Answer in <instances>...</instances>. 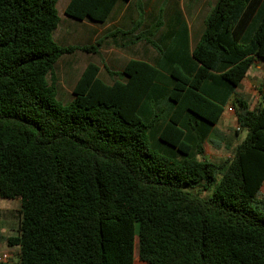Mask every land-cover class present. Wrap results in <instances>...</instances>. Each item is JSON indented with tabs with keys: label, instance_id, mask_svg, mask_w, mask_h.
I'll return each instance as SVG.
<instances>
[{
	"label": "trees",
	"instance_id": "16d2710c",
	"mask_svg": "<svg viewBox=\"0 0 264 264\" xmlns=\"http://www.w3.org/2000/svg\"><path fill=\"white\" fill-rule=\"evenodd\" d=\"M118 1L71 0L65 14L105 22ZM58 2L0 0V197L21 200L7 238L19 264H264V102L238 91L264 61V0H217L192 49L156 44L160 18L61 46ZM118 35L163 65L106 66L108 84L89 62L59 102L58 60ZM229 101L245 137L230 158L199 159Z\"/></svg>",
	"mask_w": 264,
	"mask_h": 264
},
{
	"label": "crops",
	"instance_id": "0c3cea01",
	"mask_svg": "<svg viewBox=\"0 0 264 264\" xmlns=\"http://www.w3.org/2000/svg\"><path fill=\"white\" fill-rule=\"evenodd\" d=\"M70 1L71 0H67L65 9ZM216 1L217 0H120L115 5L107 21L96 22L88 19L80 20L83 24L80 26L78 25L79 27L77 26V28L72 27V23L74 24V22H71L69 23L71 25L66 27V31L73 28L79 31L81 28H84L81 31L86 35L90 34L91 41L94 43L110 32L118 29L125 31L131 30L138 24L141 26L135 34L145 32L156 24L160 18L162 20V26L154 37L156 44H167L166 46L171 44H190L192 49L201 38L205 29V19ZM140 4L142 9L140 8ZM129 40V36L127 37L123 35L107 38L105 40L100 52L103 51L104 47H108L106 51L109 52V56L106 64H109L108 67L111 70H123L130 60L146 61L152 64L163 65V60L157 50L145 39L135 40L134 42ZM116 44L126 45L122 47ZM89 62H94L99 65V62L97 61ZM261 62L264 65V61H257L252 66L238 89L239 93L246 96L247 99L248 94L244 92L243 86L248 83L249 75L253 73L255 67H261L259 64L257 65V63ZM85 67L81 69L77 78L74 79L72 85L73 88ZM102 71L103 68L100 66V77L106 83L113 84L116 77L113 78L107 71L109 77L107 80L101 76ZM258 80V83L257 80H253V83H251L248 88L251 90V93L249 94L252 96L251 99L248 100L250 101L253 100L252 98H255L254 105L259 101L264 102V86L262 85V78L259 77ZM259 89L262 90V93ZM218 97L220 99L224 98L222 93H220ZM250 103L253 107L254 105L252 102ZM230 107L233 108V111H229ZM238 128L235 108L229 101L224 107V111L218 122L214 125L212 131L204 142L203 154L199 155L198 158L204 160V156L206 155L210 158L211 162H213L214 159L221 162L230 158L235 148L232 149L228 146L227 138L229 135H239L241 132H237ZM228 150H230L232 154H226V151ZM261 190L264 193V185ZM20 209V198L0 197V246H6L4 254L9 256L8 260L2 264H19L20 262L19 246H10L7 242L8 237L17 235ZM135 264L144 263L137 261Z\"/></svg>",
	"mask_w": 264,
	"mask_h": 264
},
{
	"label": "rangeland",
	"instance_id": "374dc122",
	"mask_svg": "<svg viewBox=\"0 0 264 264\" xmlns=\"http://www.w3.org/2000/svg\"><path fill=\"white\" fill-rule=\"evenodd\" d=\"M66 2L67 0H59L58 5H57V9L59 12V16L61 18V22L58 26V28L56 29L55 33H54V40L61 46H67V45H83V44H91V38H90V34H85L83 33L81 30L84 28H81L79 31L76 30L75 28H77V26L82 25L83 22H81L80 20H76L74 18H70L65 14V6H66ZM74 22V24L72 23V27H75L71 30L66 31V27L71 25L69 23ZM78 26V27H79ZM85 26V25H84ZM108 47H104L103 51L100 52L99 54H89V53H85L83 51H76L73 54H66L63 55L58 62L55 64L53 72L54 75L56 77V87H57V100L59 102H61L63 105L67 104L68 102H70L73 98V83H74V79L77 78L78 73L81 71V69H83L86 64L89 61H97L99 62V65L102 66L103 71L101 73V76L105 79H109L108 75H107V68L109 64L107 65V58H108V54L109 52L106 51ZM106 59V60H105ZM104 64V65H103ZM260 65L261 67H255L253 73H251V75H249V81L248 83H246L243 86V90L246 94H248V99H251V95L249 93H251V90H249V85H251V83H253V80H257L258 83V78L261 77L262 78V82H263V86H264V65L263 63H257V65ZM115 78V77H114ZM49 82L52 83V78L49 75L48 77ZM253 100H250V102H252V104L254 105L255 103V98H252ZM246 132L242 131L239 135L233 134V135H229V137L227 138V143L228 146H230V148L234 149L236 147V145L238 143H240L242 141V139L245 137ZM230 154V150L226 151V154ZM232 154V153H231ZM204 160L206 161H210V158L208 156H204ZM213 162L219 163V160L214 159ZM215 187H213L210 191H203L202 192V196L207 197L209 195H211L213 193ZM264 193L261 190L259 195H258V199H261L262 201H264ZM261 205L263 206V203H261ZM261 208V207H260ZM6 251V246H0V256L4 255V252ZM2 264V262L0 263Z\"/></svg>",
	"mask_w": 264,
	"mask_h": 264
},
{
	"label": "built area",
	"instance_id": "2783aa9c",
	"mask_svg": "<svg viewBox=\"0 0 264 264\" xmlns=\"http://www.w3.org/2000/svg\"><path fill=\"white\" fill-rule=\"evenodd\" d=\"M229 111H233V108L232 107H230L229 108ZM8 255H6V254H4L3 256H0V263L2 262H6L7 260H8Z\"/></svg>",
	"mask_w": 264,
	"mask_h": 264
}]
</instances>
